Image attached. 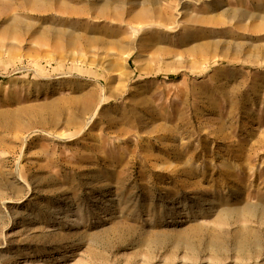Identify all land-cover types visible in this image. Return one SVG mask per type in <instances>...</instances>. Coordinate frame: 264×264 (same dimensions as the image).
<instances>
[{
    "label": "rangeland",
    "instance_id": "obj_1",
    "mask_svg": "<svg viewBox=\"0 0 264 264\" xmlns=\"http://www.w3.org/2000/svg\"><path fill=\"white\" fill-rule=\"evenodd\" d=\"M0 264H264V0H0Z\"/></svg>",
    "mask_w": 264,
    "mask_h": 264
},
{
    "label": "bare ground",
    "instance_id": "obj_2",
    "mask_svg": "<svg viewBox=\"0 0 264 264\" xmlns=\"http://www.w3.org/2000/svg\"><path fill=\"white\" fill-rule=\"evenodd\" d=\"M152 13H154V12H152ZM153 15V14H152Z\"/></svg>",
    "mask_w": 264,
    "mask_h": 264
}]
</instances>
